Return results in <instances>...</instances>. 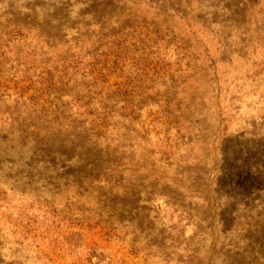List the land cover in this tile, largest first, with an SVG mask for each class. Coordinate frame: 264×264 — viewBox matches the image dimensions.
<instances>
[{
	"label": "rangeland",
	"instance_id": "obj_1",
	"mask_svg": "<svg viewBox=\"0 0 264 264\" xmlns=\"http://www.w3.org/2000/svg\"><path fill=\"white\" fill-rule=\"evenodd\" d=\"M14 24L29 40L0 75V262L264 264V0H0V35ZM128 78L132 96L101 95ZM16 122L88 154L33 153ZM126 144L164 182L136 243L128 214L101 222L98 153Z\"/></svg>",
	"mask_w": 264,
	"mask_h": 264
},
{
	"label": "trees",
	"instance_id": "obj_2",
	"mask_svg": "<svg viewBox=\"0 0 264 264\" xmlns=\"http://www.w3.org/2000/svg\"><path fill=\"white\" fill-rule=\"evenodd\" d=\"M14 28L12 29L13 35L8 32L0 35V75L3 74L2 64L9 61L8 57L5 56L6 53L12 52L15 46H23L25 45L29 38V30L21 28L14 24ZM118 59V58H117ZM182 59H179L181 62ZM5 68V65H4ZM122 73V70H119ZM143 76L148 78L147 72L142 69ZM66 75V74H65ZM159 78H165V73L161 71V69L155 71V75L153 76L154 80H158ZM149 80V78H148ZM165 80V79H164ZM11 81V80H10ZM103 78L101 76V87L103 86ZM128 84L124 87H119L116 92L106 91L101 88V95L104 94L105 97L110 95H119L125 91V96L130 97L136 91L132 86L133 80L128 78ZM131 83V84H130ZM156 84V83H154ZM151 82L150 90L154 91V85ZM94 87V86H93ZM89 89V88H87ZM12 92V87L7 83L0 82V101L3 99H9L10 94ZM26 104V102H21ZM163 104H166L164 101ZM7 112H4L6 114ZM12 114V112H9ZM15 122V120H13ZM17 131H18V140L22 142L23 146L25 141L30 140L29 142L32 144L33 153L42 152V150L50 151L54 150L58 153L64 152L67 149H78L79 151H85L84 153L87 155L88 151L84 150L82 146H79L74 138L71 136H63V135H55V134H47L45 136H41L38 126L34 124L25 125L21 122H16ZM103 128L108 130V127L102 124ZM107 134L104 131H101L100 134H96L94 138L96 140L101 139V144L108 142ZM101 135V136H100ZM111 146V144H110ZM128 148L130 151H126L129 156H124V154H119V158H117L118 150L123 148ZM55 148V149H54ZM134 148L133 144H126L120 146H115L112 150L110 147L106 148L101 145V153H98V156L101 155V189L105 190V194L101 195V222L105 224H109L114 221L116 224L121 227L125 225V217L129 215V225L132 227V235L134 236L133 242H138L141 239V235L144 234L146 229V223L149 222V203L155 198L156 191L159 186H161L164 182L162 179V174H160L159 170L154 166L150 165L147 162H135L132 154V150ZM127 161V163H125ZM96 171H99L97 169ZM175 185H178L177 181H174ZM119 198L120 203L116 206L112 198ZM113 202V203H109ZM110 221V222H109ZM0 264H3L0 262ZM15 264V263H10Z\"/></svg>",
	"mask_w": 264,
	"mask_h": 264
}]
</instances>
